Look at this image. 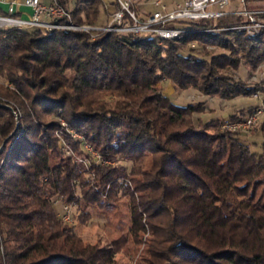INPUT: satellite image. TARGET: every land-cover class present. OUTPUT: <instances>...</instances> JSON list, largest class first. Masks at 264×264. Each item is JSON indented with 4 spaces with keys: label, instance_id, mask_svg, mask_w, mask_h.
<instances>
[{
    "label": "trees",
    "instance_id": "16d2710c",
    "mask_svg": "<svg viewBox=\"0 0 264 264\" xmlns=\"http://www.w3.org/2000/svg\"><path fill=\"white\" fill-rule=\"evenodd\" d=\"M57 3L74 26H97L103 0ZM241 22L200 21L174 41L0 29V79L10 85L0 96L22 109L16 121L0 107V264H118L116 243L84 250L54 206H74L81 222L117 194L130 203L128 234L149 233L142 264H264V143L256 152L213 120L194 126L200 105L179 106L159 87L167 81L226 100L259 92L233 73L242 62L264 63V32L218 31ZM191 44L226 54L182 55ZM83 144L116 165H101ZM252 224L258 235L247 256Z\"/></svg>",
    "mask_w": 264,
    "mask_h": 264
},
{
    "label": "rangeland",
    "instance_id": "374dc122",
    "mask_svg": "<svg viewBox=\"0 0 264 264\" xmlns=\"http://www.w3.org/2000/svg\"><path fill=\"white\" fill-rule=\"evenodd\" d=\"M132 7L135 10L136 14L139 17H145L151 14L154 11L152 7V2L155 0H131ZM163 0L164 4L172 6L174 3H180L182 0ZM236 17V16H234ZM244 22L242 17H237ZM73 24V22L71 21ZM107 23H109L107 21ZM106 24V17L104 10L100 9V17L97 22L96 27L90 26H79V28H103ZM241 24V25H242ZM74 25V24H73ZM241 25H237L235 28H238ZM77 27V26H75ZM235 28L229 30H218L221 31H233ZM73 32V31H68ZM80 33L89 34L91 39H94V34L98 33L96 31H76ZM217 32V31H216ZM240 32V31H238ZM243 33V32H242ZM263 34V33H261ZM260 34V35H261ZM246 37V35L244 34ZM247 38V37H246ZM189 49H192L194 54L203 56H217L221 54H226L222 49L211 47L208 45L198 46L197 44H191L184 47L182 55H188ZM234 81L243 83L247 86H258L260 89L259 92H254L249 97L238 96L230 100L220 98L215 95H206L202 94L194 89H188L185 91L178 90L170 82H162L159 87L161 93L169 98L173 103L179 106H186L188 104H199L200 112L192 114V122L194 126H202L206 122L213 120L215 123H219L218 131H228L231 133L239 134L242 142L250 147L252 151H260L261 144L264 143V94L262 90L264 88V63L260 64L256 68H249L244 65L243 62L240 64L239 69L233 73ZM0 87L10 88V85L7 84L4 80L0 79ZM262 88V89H261ZM108 104L114 102V98H106L105 100ZM25 107L27 103L24 102ZM0 107H5L10 109L14 119L18 121L22 116V109L15 101L8 99L6 97L0 96ZM235 118V120H233ZM253 119V123L250 127H247L243 123L248 119ZM226 123L243 125L239 126L236 131L227 130ZM58 124L62 128L67 130V134L70 135L71 139H82V137L67 128V123L62 119L58 118ZM210 134L215 133L217 129H208ZM56 137H59V134L55 133ZM69 137V136H68ZM0 138V144H1ZM69 140V139H68ZM59 147L62 150L64 155H73V152L69 149L67 142L64 140H58ZM83 148L90 153L95 161L101 165H108L114 167L115 162L103 160L99 154L88 147L86 144H83ZM83 158V156H80ZM151 161V156L145 159V165L143 170L149 165ZM86 163V160L84 161ZM121 164V163H120ZM126 165L127 168L130 167L128 163H122ZM112 205L105 210H91V217L82 218L81 222L77 221L78 211L72 205H67L56 199L54 206L59 214V216L64 215V207H69L70 221L66 222L68 225L73 227L74 233L76 235L77 242L86 250L89 246L98 245L100 247H108L113 243H116L119 248L115 259L118 264H142V259L144 256V250L146 248V242L150 239L148 231L145 234L139 233L137 238H132L128 234V229L131 226V214H130V203L129 201L117 194L115 198L111 200ZM252 234L249 237L248 245L249 249L246 252L247 256H251V247L252 243L257 237L258 233L255 229V226L252 224ZM115 245V246H116Z\"/></svg>",
    "mask_w": 264,
    "mask_h": 264
},
{
    "label": "built area",
    "instance_id": "2783aa9c",
    "mask_svg": "<svg viewBox=\"0 0 264 264\" xmlns=\"http://www.w3.org/2000/svg\"><path fill=\"white\" fill-rule=\"evenodd\" d=\"M23 6L31 10L28 19L16 17V0H0L7 5L5 13L0 14V29L44 31H96L112 33L117 36L134 38L153 37L161 41H174L189 34V25L200 21H216L227 16L242 17L244 22L234 30L243 32L249 39H255L264 32V0H182L171 7L163 0H156L154 11L145 17H139L131 10V0H111L113 12L109 23L103 28H79L71 23L70 14L57 0H23ZM66 20L65 24L61 23ZM248 118L243 124L253 123ZM241 123V125H243ZM227 130L236 131L240 124H225ZM65 222L70 221L69 207H64Z\"/></svg>",
    "mask_w": 264,
    "mask_h": 264
},
{
    "label": "crops",
    "instance_id": "0c3cea01",
    "mask_svg": "<svg viewBox=\"0 0 264 264\" xmlns=\"http://www.w3.org/2000/svg\"><path fill=\"white\" fill-rule=\"evenodd\" d=\"M8 1H10V0H8ZM22 2H23V0H16V6L14 8L16 17L21 18V19H28L29 16L31 15V10L25 8L23 6ZM153 2H152V4H153ZM169 2H171V0ZM7 8H8L7 5H1L0 4V14L5 13ZM102 9L104 10V13H105L106 24L104 26H101V27H105L108 24L107 21L109 22L110 16H111L113 9H114L113 6H111V0H103Z\"/></svg>",
    "mask_w": 264,
    "mask_h": 264
}]
</instances>
